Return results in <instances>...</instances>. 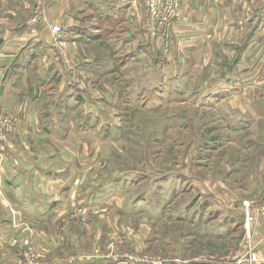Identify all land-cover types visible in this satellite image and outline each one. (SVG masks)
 I'll return each mask as SVG.
<instances>
[{
  "label": "crops",
  "instance_id": "obj_1",
  "mask_svg": "<svg viewBox=\"0 0 264 264\" xmlns=\"http://www.w3.org/2000/svg\"><path fill=\"white\" fill-rule=\"evenodd\" d=\"M42 4L0 0V111L15 121L8 152L0 158V255L19 258L18 245H11L20 232L13 228L15 219L37 225L38 249L70 264L65 258L70 252L83 248L86 239L95 241L96 232L119 227L122 216L115 213L101 228L85 231L72 225L58 233L62 215L80 206L99 212L118 207L124 214L139 206L123 191L125 173L117 168L119 173L101 176L106 161L102 148L114 142L126 108L121 91L110 87L107 77L119 76L125 96L134 87L135 99L145 104V73L130 71L135 65L150 58L147 82L159 90L166 80L156 73L162 67L172 82L183 81L189 75L175 72V64L188 72L202 62L210 81L194 92L215 96L216 103L197 106L216 112L223 128L249 130L264 119L259 99L264 87V0H180L179 20L163 30L149 18L143 0H53L46 22L32 25L27 15L22 18ZM51 24L63 29L57 47ZM165 42L170 49L162 58L158 53ZM101 43L104 49L98 51ZM75 71L108 84L100 90L89 84L81 91L72 81ZM261 159L255 181L263 188ZM233 211L242 221L240 210ZM260 255L264 264V242Z\"/></svg>",
  "mask_w": 264,
  "mask_h": 264
},
{
  "label": "rangeland",
  "instance_id": "obj_2",
  "mask_svg": "<svg viewBox=\"0 0 264 264\" xmlns=\"http://www.w3.org/2000/svg\"><path fill=\"white\" fill-rule=\"evenodd\" d=\"M177 1L181 8L180 0ZM51 4L45 5L43 1L31 15L23 12L22 18L27 15L33 25V19L44 8L48 14ZM143 5L150 16L145 0ZM244 11L252 16L249 9ZM104 45L98 44V51H103ZM169 49V43L165 42L158 56L166 57ZM151 66L148 58L144 64L142 61L141 65L130 69L145 73L142 81L145 104L135 99L138 92L134 87L125 96L119 76L107 77L108 84L104 78L90 80L85 73L73 72L76 80L85 85L83 91L89 84L98 90L108 84L121 91V101L125 100L126 108L120 113V121L124 124L116 130L114 142L102 148L106 161L101 165V176L125 173L121 176L122 186H126L123 191L130 202L137 200L139 206L135 204L126 214L115 207L80 214L72 210L62 215L55 227L58 233L72 225L85 231L101 228L113 220L115 213L122 216L118 220L119 227L96 232L95 241L86 239L83 248L65 257L67 263L105 260L103 264H144L139 262L148 260L165 264H243L240 260L248 232L233 210L241 208L245 201L255 205L264 195V187L255 181L264 156V119L256 120L249 130L223 128L216 122V112L197 106L216 103L215 96L194 92L210 81L211 75L202 62L188 72L182 64H175V72L189 75L183 81L172 82V76L163 73L162 67L156 73L161 77L166 75V80L159 90H152L147 82ZM261 93L259 99L264 102V87ZM263 224L252 230L260 261L263 243L258 241ZM12 225L20 231L11 243L18 245L19 258L3 253L0 258L4 264H28L29 255L36 264L63 263L56 253L45 254L38 249L35 244L37 225L19 224L15 219Z\"/></svg>",
  "mask_w": 264,
  "mask_h": 264
},
{
  "label": "built area",
  "instance_id": "obj_3",
  "mask_svg": "<svg viewBox=\"0 0 264 264\" xmlns=\"http://www.w3.org/2000/svg\"><path fill=\"white\" fill-rule=\"evenodd\" d=\"M45 5H49L53 0H43ZM145 6L148 9V13L152 22L158 27V29L168 28L170 25L175 23L180 18V7L177 0H145ZM34 18L33 25H38L41 18L46 19L47 11L44 8L38 15ZM50 30L53 35V46L57 47L60 43V37L63 33V29L59 25L51 24ZM74 77V78H73ZM73 83L75 86L83 91L85 85L82 82H78L76 74L73 75ZM15 129V121L13 117L9 114L0 111V158H2L9 149V145L12 139V135ZM240 214L243 218L245 229L248 232L247 245L243 253L240 263L243 264H258L260 262L259 254L257 252L258 244L255 243V235H253L252 230L255 229L260 223H264V195L261 200L257 201L255 205L252 201H245L242 207L239 208ZM81 212H91L89 206H80L74 209L73 213ZM261 238L258 243L264 242V224L263 230L261 232ZM28 264H36L31 256H28ZM139 263L144 264H165V262L158 261L153 263L151 261H142Z\"/></svg>",
  "mask_w": 264,
  "mask_h": 264
},
{
  "label": "trees",
  "instance_id": "obj_4",
  "mask_svg": "<svg viewBox=\"0 0 264 264\" xmlns=\"http://www.w3.org/2000/svg\"><path fill=\"white\" fill-rule=\"evenodd\" d=\"M241 219V218H240ZM242 224H244L243 220H242Z\"/></svg>",
  "mask_w": 264,
  "mask_h": 264
}]
</instances>
